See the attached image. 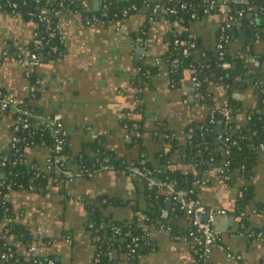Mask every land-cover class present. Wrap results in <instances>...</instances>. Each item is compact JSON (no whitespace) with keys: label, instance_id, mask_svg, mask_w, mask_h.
<instances>
[{"label":"crops","instance_id":"crops-1","mask_svg":"<svg viewBox=\"0 0 264 264\" xmlns=\"http://www.w3.org/2000/svg\"><path fill=\"white\" fill-rule=\"evenodd\" d=\"M94 4V0H84L75 8L55 10L63 51L35 66V81L30 78L27 57L36 21L0 9V89L17 103L27 101L40 114L38 119L51 115L59 120L67 131L71 157L83 151L92 153L89 143L96 139L108 156L130 164L146 161L153 169L146 177L134 171L136 166L125 171L106 166L76 181H64L50 166L49 146L27 143L24 160L39 169L42 182L37 188L6 193L14 219L22 227L16 249L29 251L32 243L54 264H196L195 244L188 234L189 217L175 205L164 184L155 183L152 170L158 154L168 151L171 140L182 142L188 125L201 126L212 111L199 100L204 96L198 97V86L188 71L179 79L170 76L165 56L170 38L184 28L201 47L212 49L222 13L199 12L185 27L167 16L146 22V9L120 20L86 23L82 14L93 10ZM242 29L245 41L239 38ZM247 39L244 27L234 30L231 52L242 53ZM249 47L247 43L245 49ZM252 47L248 70L257 72L264 65V39L258 37ZM223 89L215 84L210 87L212 106L217 109L228 101ZM231 94L237 96L233 99L240 110L233 120L240 126L260 104V97L246 85ZM13 124L11 110L0 108L1 149L8 146ZM215 131L221 133L217 123ZM182 159L177 149L164 165L185 173L195 170ZM224 165L213 164L202 178L193 180L199 201L211 209L208 219L219 235L207 264H264V147H258L246 176L238 166L224 176ZM151 186L161 195L150 198L146 190ZM244 190L247 198L240 207L238 198ZM102 197L108 199L102 212L110 219L147 225L146 246L136 260L126 262L118 248L109 250L104 262L98 260L97 236L87 221L88 206ZM217 207L222 217L214 220ZM227 252L233 256L228 257Z\"/></svg>","mask_w":264,"mask_h":264},{"label":"trees","instance_id":"trees-1","mask_svg":"<svg viewBox=\"0 0 264 264\" xmlns=\"http://www.w3.org/2000/svg\"><path fill=\"white\" fill-rule=\"evenodd\" d=\"M78 1L82 2L84 0H0V3L3 10L10 11L12 10L10 3L15 2V13L35 18V30L38 31V35L33 38L29 50L37 52L41 63L55 58V54L51 53L52 45H57L63 51V42L59 41L61 35L56 27L55 10L59 7L75 8ZM204 2L203 0H104L96 10H91L88 13L93 12L104 20H120L122 17L146 9L144 12L146 22L150 18L167 16L179 20L182 26L185 27L199 12L203 11ZM155 4H158V7L154 10L153 6ZM182 4L185 5L182 6ZM43 7L48 9V14L53 20L49 27H46L37 17L39 10ZM171 8L174 11H170ZM240 12H242L241 16L238 15ZM213 13L219 14V12ZM220 15L222 21L216 30V41L220 34L228 36L226 41H222L221 48L216 47V43L212 49L201 47L189 30L182 28L170 38L168 49L165 52L170 76L179 79L184 70L188 71L191 78L199 82L197 95L198 97L200 94L204 96L202 99L199 97V100L206 103L210 107L209 109L213 110V112L211 111V114H213L207 115L201 126L188 125L182 142L178 143L175 139L171 140L168 151L164 154H158V162L154 165L155 169L152 170L154 173L152 175L156 176L159 184L160 182L164 184V188L169 183L174 190L183 191L184 197L190 200L198 198L196 190L193 188L195 183L193 180L202 178L201 176L205 174L209 166L222 163L226 159L223 173L229 175V171L238 166L243 167L246 176L249 172L251 159L256 154L260 143L264 144V113L262 111L264 107V78L262 79L258 72H250V78L247 79L248 60L253 53V39L256 36L261 40L264 39V0H249L248 5L230 4L227 12ZM228 16H231L233 21H231L230 27L221 30L223 25L227 23ZM240 26L246 29L248 39L241 47L242 53L235 54L229 49V43L233 31ZM50 31H55V34L49 36ZM190 41H195L196 48L191 49L188 55H183L182 48L187 46ZM247 43L250 46L248 50L245 49ZM196 52L198 55H196ZM174 58L178 59L176 63L173 61ZM223 60L230 61L231 66H222L221 62ZM33 70L30 72V78L35 81L36 75ZM142 74L143 77L147 76L145 73ZM214 84L220 85L221 89H225V95L228 97L225 105L230 108L231 113V120L223 123L224 127L221 133L215 131L216 123L221 121V114L216 107L212 106L210 87ZM248 84L254 86V93L259 95L260 104L256 105V108L247 114L248 118L239 126V124H235L236 121L234 122L233 118L240 108L236 101L229 96L235 89ZM17 105L30 109L31 113L27 118L29 124L27 127H22V116H18L15 109L13 110L10 107L3 109L11 110L14 116L11 136L16 135L19 139L14 144H12V140H9L6 148H0V168L2 170L0 182L3 181V184H9L10 189L33 186V188H37L35 186L42 182L40 171L25 162L23 148L27 143H44L49 146L50 166L54 167L52 165L55 156L53 150L55 145L54 136L48 128L49 121H42L41 117L38 119L40 114L27 101L19 102ZM47 117V119H54L51 115ZM135 126L140 128L138 124ZM89 146L92 153L83 151L80 156L73 158L69 153L66 135L63 153H67L69 156L63 167L59 169L60 171L55 169V172L61 178L60 180H67L66 170L74 172L80 169L83 171L82 177H87L102 163L124 171L125 168L129 169L133 166H137L141 170H149L150 173L153 169V165H149L146 161L135 160V164H130L129 161L121 160L114 155L108 156L102 149L100 141L96 139L92 140ZM177 149L183 156V162L192 164L196 172L192 170L190 171L191 174L185 173L177 167L170 168L164 165L167 158H170V155ZM3 158H5L4 164H2ZM20 158L23 159L22 162L19 161ZM7 192V188L0 184V264H46V261L50 258L42 256L38 251L26 250L22 253L16 249L15 240L22 235V227L14 219L10 206L7 200L4 199ZM146 192L150 198L161 195L154 186L147 187ZM246 198L247 193L244 190L241 197L238 198L240 207L245 203ZM107 202L108 199L102 197L99 203L94 202L92 206H88L87 223L91 224L89 228L92 234L97 236L98 260L104 262L107 252L115 248L120 250L119 252L124 255V258L128 256V260H136L141 250V243L145 240L147 225L143 223L138 226L136 221L127 224L119 223V221L110 219L105 215V211L102 212V208L107 205ZM174 203L179 207L178 201ZM103 210L105 209L103 208ZM102 222H104L103 226ZM133 238H135L134 241H132ZM30 244L32 245V243ZM130 247L133 248V251H130ZM2 254H5V256L1 257ZM39 260H42V263H39ZM196 264L203 263L197 261Z\"/></svg>","mask_w":264,"mask_h":264},{"label":"built area","instance_id":"built-area-1","mask_svg":"<svg viewBox=\"0 0 264 264\" xmlns=\"http://www.w3.org/2000/svg\"><path fill=\"white\" fill-rule=\"evenodd\" d=\"M71 1H77V0H71ZM104 0H100V4L103 2ZM204 7H203V11H208V12H219V13H226L229 5L230 4H249V0H204ZM100 4L98 5V7L100 6ZM10 5L12 6V10H10L9 12L15 13V6L16 3L15 2H11ZM185 4H182V6H184ZM158 4H155L153 6V9H157ZM0 9L3 10L2 4L0 3ZM94 10V9H93ZM170 11H174V9H170ZM126 12V11H125ZM239 16L242 15V12H240L238 14ZM37 17L43 22V24L46 27H49L53 20L52 17L48 14V9L43 7L39 10ZM237 17V16H236ZM84 21L86 23H90V22H104L107 20H104L100 17H98L95 13H87L83 16ZM233 19H235L233 17ZM232 17L228 16L227 18V23L225 25H223V27L221 28V30H224L225 27H230V23H231ZM235 21V20H234ZM55 34V31H50L48 33L49 36H53ZM38 35V31L35 30L34 31V37H36ZM33 37V38H34ZM228 36L220 34L217 37V41H216V47L221 48L223 45V40H227ZM254 40H258V37L256 36V38ZM59 41L62 43L63 42V38L61 37L59 39ZM196 47V43L195 41H190L187 46H184L182 48V54L183 55H188L190 53V50ZM51 53L55 54V58L60 56L62 54V51L58 48L57 45H52L51 46ZM253 58V57H252ZM174 63H176L178 61L177 58L173 59ZM27 62L29 66H37L40 61L37 55V52L35 50L29 51V55L27 57ZM221 65L224 67H230L231 66V62L228 60H223L221 62ZM30 72V71H29ZM195 84L198 86L199 82L195 81ZM18 103L15 102L12 98H10L7 94H4L3 90L0 89V108L5 109V108H12L13 110L15 109L18 112V116H22L23 119V123L21 124L22 127H27L29 122H28V115H30V109H28L27 107H23V106H19L17 105ZM220 114H221V121L222 124L223 123H227L231 120V113H230V108L226 105H224L223 107H221L220 109H218ZM213 112V110H212ZM213 114V113H212ZM211 114V115H212ZM47 116H42L41 120L42 121H49L48 122V128L51 132V134L54 136V141H55V145L53 147V150L55 152V156L54 159L52 160V165L58 170L61 169V167H63V165L66 162L67 157L69 156L67 153H63V145H64V141L66 140V135H67V131L64 128V126L62 125V123L57 120V119H47ZM17 128V126H16ZM190 135V134H189ZM18 136L13 135L11 136L10 140H12V144H14L17 140H18ZM264 144L260 143L259 148H263ZM20 162L23 161L22 158L19 159ZM5 163V158H3L2 160V164ZM222 164H225L224 167L226 166V159H224V161L222 162ZM107 164L102 163L100 165V167H106ZM134 167V166H133ZM133 167H130V169H132ZM241 170H243V167H240ZM224 170V169H223ZM222 170V173L224 172ZM136 173H139L140 175H144L146 177H149V170H141L140 168H137L134 170ZM66 174V178L69 181H76L78 179H80L83 175V171H81L80 169L73 171L70 170H66L65 172ZM224 176H226L225 173H223ZM1 186L3 185L5 188H7V190H11L10 189V185L9 184H3V181L0 182ZM166 188H167V192L170 195V197L173 199L174 202L178 201L179 202V208L181 210H183L189 217V221H190V228L188 231L189 236L192 238L193 243L195 244V255L197 257V261L203 264H207V259L209 256V253L211 251L212 245L218 240V232L214 229V227L211 224V221L207 218L204 219L202 214L205 211V207L204 205H202V203L199 201L198 198L190 200L184 197V192H178L176 190H174L173 186L171 184H166ZM135 238L132 239V241H134ZM29 250H31L32 252H36V247L35 245H30ZM130 251H133V248L130 247ZM228 257L233 256L230 252L226 253ZM5 254H2L1 257H4ZM39 263H42V260H39ZM46 264H54L53 259H48L46 261Z\"/></svg>","mask_w":264,"mask_h":264},{"label":"water","instance_id":"water-1","mask_svg":"<svg viewBox=\"0 0 264 264\" xmlns=\"http://www.w3.org/2000/svg\"><path fill=\"white\" fill-rule=\"evenodd\" d=\"M94 3H96L97 5L95 6V4H94V6H93V8H94V10H96L97 8H98V5L100 4V0H94ZM144 10V9H143ZM199 14V13H198ZM35 19V18H34ZM242 41H245V30L244 29H242V30H240V37H239ZM250 59H253L252 57H250ZM252 64V63H251ZM29 66V65H28ZM35 68V66H29V71H32L33 69ZM259 68V71H257L261 76H262V79L264 78V65L263 66H260V67H258ZM252 71V69H250L249 68V70H248V72H247V79H249L250 77H249V74H250V72ZM247 87L249 88V89H252V91H254V86L252 85V84H248L247 85ZM229 97H231V98H235V97H237L236 96V94H231ZM221 128H222V121H218L217 122V129H218V132H221ZM224 161V160H223ZM138 167L136 166L135 167V169H137ZM170 168H173V167H170ZM154 181H155V183H157V184H159V181L157 180V179H154ZM154 187H156V186H154ZM4 199L5 200H7V195L6 196H4ZM171 202V200L170 199H167V200H165V203H167V204H169ZM220 207H217V208H214L213 210L215 211V216H214V220H218V219H221V217H222V214H219V211H220ZM214 211H212V212H214ZM210 212H211V209H209V208H207V207H205V211L203 212V214H202V216H203V218L204 219H207L208 218V216H209V214H210ZM233 218V215H231V217H228V220H231ZM216 223V222H215ZM144 239V238H143ZM146 245H145V240H143V242L141 243V249H144V247H145ZM127 257L128 256H126L125 257V260H126V262L128 261V259H127Z\"/></svg>","mask_w":264,"mask_h":264}]
</instances>
